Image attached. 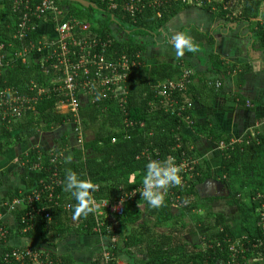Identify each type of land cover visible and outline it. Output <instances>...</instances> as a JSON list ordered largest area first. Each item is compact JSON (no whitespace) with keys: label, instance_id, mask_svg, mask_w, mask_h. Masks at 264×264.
Segmentation results:
<instances>
[{"label":"trees","instance_id":"1","mask_svg":"<svg viewBox=\"0 0 264 264\" xmlns=\"http://www.w3.org/2000/svg\"><path fill=\"white\" fill-rule=\"evenodd\" d=\"M53 1L59 8L69 6L67 2ZM86 1L92 7L71 4L76 14L70 9L68 18L87 22L88 35L103 41L112 40L105 55L109 60L124 54L136 66L130 69L124 84L125 103L121 104L119 98L112 95L94 101V97L79 92L80 108L76 116L60 107L64 97L57 90L52 91V87L61 86V81H57V73H52L48 64L26 67L14 58L19 45L13 42V36L23 9L14 12L13 3L8 0L0 10V58L5 61L0 66V92L11 90L15 97H26L30 101L18 118L7 116L3 119L0 107V152L20 145L39 132L50 133L65 124L74 133L71 142L66 136L54 142L48 152L33 148L22 158L26 172L39 168L43 176L41 188L50 183L55 171V180L59 182L58 186H53V200L45 209L50 221L38 217L32 230L24 237L37 239L50 248H56L70 237L82 240L95 238L101 245H96L97 254L84 261L86 264H93V260L101 257V248L111 245L114 247L109 249L111 264H119L123 259L128 264H227L232 254H236L239 264H264V235L259 226L260 215L264 213V126L252 134H245L240 143L231 144L228 138L216 135L207 125L199 126L193 115L194 104L201 103V96L208 93L207 97L214 98L233 71L240 68L211 54L207 71L199 75L192 73L187 91L172 94L179 105L186 107L188 103L192 104V108L185 111L191 119L187 124L182 117L166 111L168 106L157 97L155 88L161 82L179 78L183 68L189 67L181 64L180 60L173 64L164 61L147 64L144 60L146 49L153 40L162 37L167 25L194 5L223 21L251 25L252 39L264 53V0H211L202 3L142 0L145 6L134 18L122 10L124 0H113L116 10H111L101 0ZM155 1L159 4L152 6ZM36 2L38 0L30 3ZM84 14L85 20L81 18H85ZM40 22L54 24L52 18L46 17L32 19L29 24ZM28 37L29 40L37 38L33 30ZM191 39L196 51H186L187 57L197 54L203 45L212 46V39L207 36L195 33ZM216 84L220 85L219 88H215ZM39 89L44 93L38 95ZM97 95L102 97L100 92ZM232 96V100L241 101L238 94ZM127 121L133 122L134 126L126 127ZM187 129L215 146L224 145L220 151L218 177L212 175L206 163L199 161L193 179L171 187L161 207L152 208L140 194L135 195L123 205V217L110 220L120 224L114 228V241L106 235L110 224L107 218L96 220L92 211L74 218L77 202L71 193L64 190L66 175L75 173L79 179L91 181L95 187L93 201L114 204L142 185L145 165L150 160L172 156L179 160L182 155L199 159L185 134ZM79 132L83 140L80 146L76 143ZM89 135L91 139H88ZM211 179L217 180L228 193L225 201L230 209L236 210L235 216L247 231L246 237L236 239L226 222V215L211 210V203L217 199L203 200L199 197L197 186ZM245 198L249 199V207L245 205ZM173 203H179L176 213L173 212ZM65 205L68 210L63 208ZM20 215L15 216L17 221ZM96 222L102 224L101 233L94 231ZM192 236L199 237L197 244L186 240ZM1 245L3 253L11 251L5 244ZM231 246H235L237 252H230ZM84 247L78 252L84 254ZM131 249H136L137 255ZM0 264H4L1 259Z\"/></svg>","mask_w":264,"mask_h":264},{"label":"crops","instance_id":"2","mask_svg":"<svg viewBox=\"0 0 264 264\" xmlns=\"http://www.w3.org/2000/svg\"><path fill=\"white\" fill-rule=\"evenodd\" d=\"M6 1L8 0H0V10ZM67 3H69V12L72 9L76 14V10H73L75 7L71 5H74V3ZM81 13L83 14V11ZM84 17L81 18L85 20V14ZM251 30V25L232 24L223 21L194 5L181 12L169 23L162 37L154 39L144 54V60L147 64H153L156 61L173 64L175 60H180L181 64L188 66L192 73L198 75L207 71L208 57L211 54L219 56L226 64L240 68V70L233 71L214 98L211 99L207 97L208 93H204L201 96V103L194 104L193 109L194 119L199 126L207 125L216 135L228 138L231 144L240 143L245 134H252L255 130L264 126V53L252 39ZM33 31L37 38L31 39V41L41 40L46 42L54 37V30L50 24L40 22L34 27ZM195 33L211 38L212 46H201L199 52L192 57H187L185 55L187 50H185L184 55L177 58L172 44V37L176 34H183L192 38ZM163 39L166 41L162 42ZM1 47L2 45H0V49ZM11 48H14V46ZM43 58L44 52L30 53L25 60V66L33 67L34 64L40 63ZM4 62L1 61V66ZM241 67L243 70H241ZM208 87L213 88L211 84H208ZM233 94H238L241 101L238 99L232 100ZM73 134L72 129L65 124L50 133L39 132L35 137L23 141L20 145L0 152V225H3L9 232L7 240L9 248L24 247L41 251L53 250L57 253L56 255L67 263L72 261L85 263L84 261L90 256H95L92 253L97 251L96 246L93 247V245H101L95 238H93V242L89 241L90 238L83 239L82 243H85L83 245L85 246L83 248L84 254L81 253L82 251L78 252L77 249L73 255L74 259H71L68 255L60 254L56 248L46 247L37 239L24 237L25 234H21L18 226L19 220L17 221L15 218L18 213L21 214L22 209L15 208L11 210L9 207L13 200L28 196L34 190H39L41 188L40 184L43 182V176L39 168L25 171V163L22 158L26 157L27 152L33 148L48 152L54 142L63 137L67 136L71 142L74 139ZM185 134L192 146L195 147L199 160L208 165L214 177H218L220 174V151L222 149L220 150L218 146L199 137L198 133L196 134L193 130L187 129ZM226 193L222 185L221 195L216 193L215 196L201 199H217L210 205L211 210L214 211L213 203L216 204L218 201L226 199V196H228ZM226 217V222L236 239L239 240L247 236V231L241 226L239 218H235L238 225L236 223L234 226L230 224L231 221L228 216ZM196 236L187 237L186 240L197 244L199 237ZM131 250L134 254L136 253V249ZM2 255L3 246L0 245V259ZM123 262L128 264L125 260Z\"/></svg>","mask_w":264,"mask_h":264},{"label":"built area","instance_id":"3","mask_svg":"<svg viewBox=\"0 0 264 264\" xmlns=\"http://www.w3.org/2000/svg\"><path fill=\"white\" fill-rule=\"evenodd\" d=\"M31 1L33 0H12L14 12L20 8L23 9V13L17 23L16 33L13 36V41H16L19 45V48H17V51L14 53V58L19 59L20 62L25 65V60L30 53L44 52V58L40 63L48 64L49 68L53 70L52 73H57V81H61V86L52 87V91L57 90L64 97L60 107L74 116L77 115L80 108L79 92H83L86 96L94 97V101L95 99L99 100L112 95L115 98H119L121 104L125 103L126 94L124 84L128 72L131 68L136 66L135 62L129 61L124 54L109 60L105 55L112 45V40L105 39L103 41L100 38L88 35V23L79 19H69L68 7L59 8L53 0H38V2L34 4H31ZM187 1L202 3L203 1L209 2L211 0ZM101 2H105L111 10L117 9V5L113 0H101ZM158 4L159 3L155 1L152 3V6ZM144 6L142 0H124L121 5L122 10L131 18H134L137 13L141 12ZM45 17L52 18V21H54V24H51L54 30V37L48 39L46 42L41 40H29L28 34L36 26L30 25V21L32 19L41 20ZM1 61L2 58L0 63ZM191 76V70L183 68L179 78L172 81L161 82L155 88L157 97H160L162 102L168 106L166 111L175 114L177 117H182L187 124L191 123V119L189 115L185 114V111L190 110L192 104L188 103L186 107L181 106L176 99L172 98V94L174 92H186L188 85L191 84ZM219 86V84H216L215 88H219ZM34 89H36L35 86ZM98 92H100L102 97L97 95ZM37 93L38 95L43 94L44 90L39 89ZM15 95V92L11 90L0 92V107L4 113L3 119H6L7 116L10 118H18L21 112L27 108L25 104L30 102L26 97L18 98L15 97ZM125 126L131 128L134 126V123L127 121L125 122ZM76 143L79 146L83 144L80 132ZM218 148L220 150L224 149V145L221 143ZM58 156L60 157L61 154H58ZM171 158L174 159L175 164L180 169L179 175L181 177V183L179 185L181 186L184 183L186 184L189 180H192L195 175V167L199 164L200 160L195 157H187L186 155H182L179 160H176L173 156ZM56 172L57 171L52 173L49 184L44 185L39 190H34L28 196L17 198L11 202L9 206L11 210L15 208L22 209L18 223L21 234H26L31 231L38 217H43L47 222L50 221V215L48 212L45 213V209L49 207L48 204L53 200V186L59 185L57 179L55 180L57 177ZM42 185L43 182H41V186ZM171 187L173 186H169L167 190L163 192V196L169 194ZM142 191L143 185H140L136 190L124 195L114 204H108L105 201H93L92 212L94 219L107 218L110 224L107 227L106 235H108L111 240L114 241V228L118 224L110 220L123 217V205L127 200L140 194ZM178 204L179 203H173L172 207L178 208ZM143 206L144 205L141 207L143 208ZM63 208L68 210L69 207L65 205ZM197 213H199V211H197ZM101 226L102 224L100 222H96L94 231L96 233H101ZM259 226L264 235V213L260 215ZM8 235V230L3 225H0V245L5 244V246H7ZM110 247L114 248L112 245L109 246V248L102 247L101 251H99L101 257L98 260H93L92 263L111 264ZM230 252H237L235 246L230 247ZM56 254L57 253L53 250L49 249L41 251L34 248L23 247L11 249L8 253H3L1 260L4 264H86L77 261L67 263ZM93 254H97V252ZM235 255L236 254H232L227 264H239Z\"/></svg>","mask_w":264,"mask_h":264},{"label":"clouds","instance_id":"4","mask_svg":"<svg viewBox=\"0 0 264 264\" xmlns=\"http://www.w3.org/2000/svg\"><path fill=\"white\" fill-rule=\"evenodd\" d=\"M172 44L177 58L184 55L185 50L195 52L196 46L191 37L176 34L172 37ZM179 167L173 158L164 160H150L145 165V173L142 180L143 191L140 195L152 208H159L164 201L163 192L169 186H177L181 183ZM64 190L71 193L76 200L74 218L88 215L93 210L92 192L95 187L89 180L79 179L75 173H69L65 177Z\"/></svg>","mask_w":264,"mask_h":264},{"label":"rangeland","instance_id":"5","mask_svg":"<svg viewBox=\"0 0 264 264\" xmlns=\"http://www.w3.org/2000/svg\"><path fill=\"white\" fill-rule=\"evenodd\" d=\"M22 64V63H21ZM24 65V64H23ZM82 99H84L82 97ZM90 136V135H89ZM88 136V137H89ZM87 137V138H88ZM88 139H91V136L88 138ZM245 202V205L246 207H249L250 204H249V199L248 198H245L244 200ZM214 204V211H217V212H221L223 213L224 215L228 216L229 220L231 221L230 224L231 225H234L237 223V221H235V218L238 219V217L235 216L236 214V210L235 209H230L228 206H227V203L225 201V199H222L221 201H218L216 204ZM173 212L176 213L178 212V208H174L173 209ZM142 219H144V216H142ZM147 219V218H145ZM148 221V220H147ZM238 225V223H237ZM240 229V228H239ZM242 229V228H241ZM88 241V240H86ZM90 242H93V238H90L89 239ZM99 242V241H98ZM89 243V242H88ZM100 243V242H99ZM83 245H85V243H82V239L81 238H77V237H70L68 238V240L66 241V243L64 244H59L57 247H56V250L60 253V254H65V255H68L70 256L71 259H74L73 258V255L75 253V251L79 248H81ZM96 245H93V247H95ZM124 260V259H123ZM119 264H125V262H123L122 260L118 262Z\"/></svg>","mask_w":264,"mask_h":264},{"label":"water","instance_id":"6","mask_svg":"<svg viewBox=\"0 0 264 264\" xmlns=\"http://www.w3.org/2000/svg\"><path fill=\"white\" fill-rule=\"evenodd\" d=\"M57 1L71 2L79 6H82L84 8L92 7V5L86 0H57ZM221 186L222 185L217 181L207 180L203 184L198 185L196 189L200 198H210L212 196H215L216 193L221 195ZM226 195L228 194L226 193Z\"/></svg>","mask_w":264,"mask_h":264}]
</instances>
